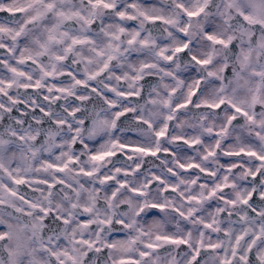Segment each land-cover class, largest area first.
Returning a JSON list of instances; mask_svg holds the SVG:
<instances>
[{
    "label": "flooded vegetation",
    "instance_id": "obj_1",
    "mask_svg": "<svg viewBox=\"0 0 264 264\" xmlns=\"http://www.w3.org/2000/svg\"><path fill=\"white\" fill-rule=\"evenodd\" d=\"M0 264H264V0H0Z\"/></svg>",
    "mask_w": 264,
    "mask_h": 264
}]
</instances>
